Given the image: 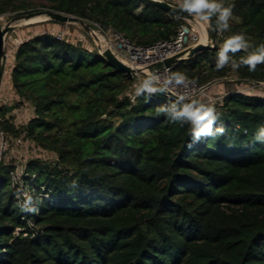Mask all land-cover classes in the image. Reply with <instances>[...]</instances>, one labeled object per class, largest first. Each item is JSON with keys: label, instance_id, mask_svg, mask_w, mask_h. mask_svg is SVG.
<instances>
[{"label": "trees", "instance_id": "obj_1", "mask_svg": "<svg viewBox=\"0 0 264 264\" xmlns=\"http://www.w3.org/2000/svg\"><path fill=\"white\" fill-rule=\"evenodd\" d=\"M47 1L140 46L173 39L185 23L142 0ZM223 5H234L239 20L229 34L264 44V0ZM24 9L0 0V14ZM221 48L174 70L198 85L230 76L236 85L264 81V64L216 70ZM247 54L229 53L237 61ZM10 75L15 107L30 114L18 126L3 106L0 131L8 144L21 136L57 159L26 165L37 214L21 210L12 164L0 162V264H264V141L256 139L263 95H226L215 106L214 127L224 134L194 141L190 125L157 115L173 100L157 93L133 102L135 78L50 32L22 40Z\"/></svg>", "mask_w": 264, "mask_h": 264}, {"label": "clouds", "instance_id": "obj_2", "mask_svg": "<svg viewBox=\"0 0 264 264\" xmlns=\"http://www.w3.org/2000/svg\"><path fill=\"white\" fill-rule=\"evenodd\" d=\"M234 5L225 7L222 0H182L179 5L181 11L189 13L201 25L212 28L214 31L224 32L230 27L229 20L232 17ZM213 17L215 22L213 23ZM243 33H237L228 37L221 50L217 54L216 70H222L230 66L233 70L240 67H247L248 71L255 72L257 65L264 64V44L255 48ZM246 52L247 56L241 57L239 61L232 59L229 53L235 55L237 52ZM140 82L134 89L132 100L142 95L151 97L154 94H169L175 99L168 105L158 107L157 115L163 114L168 121L183 127L190 125V135L194 141H199L201 137L223 135L225 129L214 127L220 114L216 111L214 102H204L198 98L202 93H193L190 87L196 84L195 80H190L184 73L173 72L171 68L165 67L162 71H154L141 74ZM183 90V91H181ZM256 139L264 141V127L258 130ZM18 201H21L20 208L27 213L37 214L39 208L36 204L38 199L24 189L23 184L14 193Z\"/></svg>", "mask_w": 264, "mask_h": 264}, {"label": "built area", "instance_id": "obj_3", "mask_svg": "<svg viewBox=\"0 0 264 264\" xmlns=\"http://www.w3.org/2000/svg\"><path fill=\"white\" fill-rule=\"evenodd\" d=\"M83 21L85 24L90 25L89 32L86 30L85 31L87 33L88 38L93 41L94 45L101 52V54L104 49L110 47L112 51L114 52V54L117 56V58L121 60L123 63H125L126 65L134 69H142L145 73L151 71L150 67L152 64L163 62L166 59L177 56L181 54L182 52L187 51L190 48H193L200 43H203L200 40V36L196 35L193 29L190 27L189 25L190 21H185V23L179 26L177 35L173 39L166 40V41H158L148 46H140V45H136L130 42L120 32H118L117 30H115L114 28L110 26L102 25L98 22L89 21L86 19H83ZM71 25H77V24L59 23L58 24L59 28L50 33H52L55 36V38L59 41H65V42L74 44L69 39H67ZM6 40H7V35L5 37L3 66H5V63L7 62L8 57L10 55L12 56L10 65L13 66L14 53L22 41H17V44L13 46V48H11L10 51H8L6 47L7 46ZM203 44H207V42ZM176 66L177 65H173L168 68H171L173 72H176L174 70ZM139 77H140L139 75L134 77L136 79V86L140 82ZM3 78H4V71H3V75L1 79L2 82H3ZM218 81L220 80H217V81L205 84V85H198L196 83L195 85L190 87V90L193 93H202L198 95V98L201 101H204L206 103L214 102V106H216L219 102H221L226 95L231 94V93L248 94V95L257 94V95L264 96V81L240 82V84L237 85L238 88L236 90L230 91V92L222 91L216 94L214 93L212 87ZM232 81L237 82L236 80H232ZM2 82H0V121L4 120L2 117L1 109L3 106H6L10 101L2 93V90H3ZM162 95L165 97H168L171 100L175 99L174 96H170L169 94H162ZM26 114L24 112H21L19 119L24 118ZM19 119L17 118L16 121H18ZM4 138H5V141H4ZM13 142L19 143L18 140H14ZM32 145L37 149V147L34 144ZM6 147H8L6 136L4 135L2 131H0V162H2L5 159L4 155H5ZM27 163L28 162L26 163L21 162V163L12 165L10 176H11L12 187L14 188L15 192L17 188L20 187L21 184H23L24 189L29 192L28 183L26 182V178L29 177V174L26 172ZM35 178H36L35 174L31 175L29 182L33 181Z\"/></svg>", "mask_w": 264, "mask_h": 264}, {"label": "rangeland", "instance_id": "obj_4", "mask_svg": "<svg viewBox=\"0 0 264 264\" xmlns=\"http://www.w3.org/2000/svg\"><path fill=\"white\" fill-rule=\"evenodd\" d=\"M15 5H20L21 3H24L26 5V9L24 10H15V11H7L3 14H0V27H5L8 23H12L11 21L14 20V18L30 13V12H39L44 10H51L48 7V1L47 0H13ZM172 3L176 4L175 0ZM223 3V0H222ZM42 17L34 18L29 21V23H26L27 20H20L18 22H13L14 29L7 34V40H6V47L7 50L10 51L13 46L17 44V41H22L24 38H28L34 34L41 33V32H52L59 28L58 24L53 23L52 20L45 19L46 16L41 15ZM187 23V22H186ZM239 20L236 19L234 16L231 17L229 20V24H238ZM188 24V23H187ZM190 27L193 29L194 33L198 36H200V40L202 41V36L205 38V42L211 46H220L223 47L225 40L232 36L231 33L224 31V32H217L214 33L212 28H207L206 26L201 25L197 20L196 22H189ZM238 28L237 30H239ZM231 32V31H230ZM202 35V36H201ZM67 39H69L71 42H73L76 45H81L87 49H90L92 51H97L101 54V52L97 49V47L94 45L93 41L88 38L87 33L85 31V28L81 26L80 24L77 25H71L69 34L67 36ZM249 39V38H248ZM204 42V43H205ZM249 42L252 44L253 48L249 49V51L254 50L255 48L259 47L256 43V41H253L249 39ZM246 53V52H245ZM102 55V54H101ZM12 60V56L10 55L8 57L7 62L4 66V77L8 74V69L10 66V61ZM224 80H231V82L227 83V85L222 86H216V89H213L214 93L218 94L222 91H234L238 87L234 84V81L237 80L235 77L230 76L228 79H220V81ZM2 82V81H1ZM226 82V81H225ZM23 109L26 111L24 112L26 115L24 118H20L19 120H25L27 118L28 112L27 107L24 106ZM30 114V112H29ZM23 117V116H22ZM20 126V124H18ZM17 139L19 143H14L12 141L11 144H8V147H6L5 151V160L8 161L10 164H18V163H26L30 158H40L41 160L45 162L54 163L56 162L57 156L53 154L52 152H48L45 150L38 151L28 140L23 139L21 136L20 138H13Z\"/></svg>", "mask_w": 264, "mask_h": 264}, {"label": "water", "instance_id": "obj_5", "mask_svg": "<svg viewBox=\"0 0 264 264\" xmlns=\"http://www.w3.org/2000/svg\"><path fill=\"white\" fill-rule=\"evenodd\" d=\"M142 1H144L145 3L149 5L156 6L164 10L165 12H167L169 15H171L174 18H178L183 21L196 22V19L193 16H191L189 13L181 11L178 5L172 4L166 0H142ZM41 15L46 16L47 20H52L58 23L80 24L88 32L90 29V25L85 24L83 19L76 17V16L53 11V10H44V11H39V12H30V13L22 14L14 18V20L11 22L13 23V22H18L20 20H30L34 17L41 16ZM12 23H8L5 27H0V82L2 79L3 69H4L3 58H4L5 37L9 32H11L14 29V26ZM213 32L217 33L218 31L213 30ZM215 48H216L215 45L211 46L209 44L200 43L197 46L190 48L189 50L184 51L177 56L166 59L163 62L152 64L150 67V70L151 71H154L157 69L162 70L165 67H171L173 65L182 64L186 60L194 57L195 55L205 50H213ZM102 56L107 61V63L110 66H112L116 71L124 73L129 78H134L138 75L141 76V74H145V72L142 69H134L132 67H129L125 63H123L121 60H119L110 47L102 51ZM12 107L14 108V106ZM4 141H5V138H4Z\"/></svg>", "mask_w": 264, "mask_h": 264}, {"label": "crops", "instance_id": "obj_6", "mask_svg": "<svg viewBox=\"0 0 264 264\" xmlns=\"http://www.w3.org/2000/svg\"><path fill=\"white\" fill-rule=\"evenodd\" d=\"M167 1H171V0H167ZM173 2V1H172ZM26 39V38H24ZM22 39V40H24ZM11 69H12V65L9 66V71H8V74L6 77L3 78V82H2V93L4 96H6L8 98L9 103L5 106L7 107V110L8 112L12 113L10 116L13 117L14 121L16 122V124H20L22 123V120H17V118L19 119V116L21 114V112H26L24 109H23V106H20V107H15V103H16V95L14 93V90H13V87H12V82H11ZM226 81V82H225ZM230 83L231 80H224V81H221V82H217L213 87L212 89H216V86H224V85H227V83ZM232 83V82H231ZM234 84L236 85V82H234ZM14 106V108L12 107ZM27 112H29V108L27 109ZM14 140H17V139H14ZM13 140V141H14Z\"/></svg>", "mask_w": 264, "mask_h": 264}, {"label": "bare ground", "instance_id": "obj_7", "mask_svg": "<svg viewBox=\"0 0 264 264\" xmlns=\"http://www.w3.org/2000/svg\"><path fill=\"white\" fill-rule=\"evenodd\" d=\"M38 17H42V16H38ZM38 17H34V18H38ZM34 18H32V19H34ZM31 20V19H30ZM27 21H29V20H27ZM202 36V35H201ZM202 42L204 43L205 42V38L202 36Z\"/></svg>", "mask_w": 264, "mask_h": 264}]
</instances>
